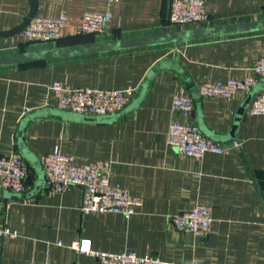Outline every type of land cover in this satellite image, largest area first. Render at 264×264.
Masks as SVG:
<instances>
[{"label":"crops","instance_id":"crops-1","mask_svg":"<svg viewBox=\"0 0 264 264\" xmlns=\"http://www.w3.org/2000/svg\"><path fill=\"white\" fill-rule=\"evenodd\" d=\"M36 4V15L66 13L60 38L34 44L20 32L0 38V53L85 40L77 29L87 11L112 14L107 32L95 39L164 30L169 13V0ZM205 7L209 20L202 24L264 16V0H205ZM29 9L30 0H0V30L19 23ZM175 50L197 86L244 78L253 74L254 61L264 53V31L0 67V156L18 151L17 128L27 112L57 107L48 93L53 80L103 89L133 87L136 92L155 64L174 59ZM183 88V78L167 65L155 73L135 110L122 118L92 123L44 115L29 121L23 139L39 159L58 148L77 163L104 160L111 183L140 196L142 204L128 217L113 211L85 213L83 189L77 185L60 192L45 187L29 199L0 195V224L17 232L0 235V264H101L68 246L77 239L88 240L94 250L150 253L177 264H264V115L246 110L235 144L214 140L225 146L221 153L181 154L168 144L167 129L171 120L196 124L194 108L189 116L173 108V97ZM245 96L244 91L230 98L204 96L205 125L227 132ZM28 168L32 188L36 173L29 163ZM196 204L211 208L206 235L178 230L169 219Z\"/></svg>","mask_w":264,"mask_h":264},{"label":"built area","instance_id":"built-area-1","mask_svg":"<svg viewBox=\"0 0 264 264\" xmlns=\"http://www.w3.org/2000/svg\"><path fill=\"white\" fill-rule=\"evenodd\" d=\"M115 1V0H110ZM112 14L87 11L82 16L77 29L79 35L103 36ZM64 11L54 16L34 15L22 29L21 34L34 44L56 42L67 23ZM209 20L205 0H169L167 27L184 28L202 24ZM253 74L244 78H228L224 81H202L198 90L202 96L230 98L237 91L248 92L260 78H264V53L252 67ZM133 87L103 89L92 86H72L53 80L48 86L49 97L57 107L87 114H106L120 109L134 94ZM173 108L184 116L192 114L193 99L186 88L173 97ZM250 114L264 115V90L258 92L247 107ZM167 142L179 153L201 157L207 152L221 153L225 146L201 133L193 123L171 120L167 129ZM236 141L232 142V145ZM46 172V189L60 192L71 185L83 189L81 210L88 212L113 211L128 217L141 206L140 196L131 194L126 188L110 181L111 169L104 160L75 162L72 155L58 148L41 156ZM0 186L16 192H25L30 186L28 163L14 150L0 156ZM173 226L182 231H190L197 236L206 235L212 223L211 208L206 204H196L192 208L170 216ZM17 232L0 224V235H15ZM68 246L76 252L90 254L101 264H177L157 255L133 251L94 250L86 239L71 241ZM190 264H204L194 260Z\"/></svg>","mask_w":264,"mask_h":264},{"label":"water","instance_id":"water-1","mask_svg":"<svg viewBox=\"0 0 264 264\" xmlns=\"http://www.w3.org/2000/svg\"><path fill=\"white\" fill-rule=\"evenodd\" d=\"M36 13V0H30V9L27 15L13 27L0 30V38H9L20 33L22 29L28 24L30 19L36 15ZM260 31H264V16L222 23L201 24L184 28L166 27L164 30L157 32L114 36L109 38L87 40L68 44L49 45L0 53V67L24 65L29 63L72 58L83 55L120 51L139 47L178 44L182 42ZM177 58L178 51L175 50L174 59L167 65L177 70V72L183 78L186 89L192 96L196 116L195 125L199 130L210 136L213 140L231 141L230 143L237 140V130L239 128L240 122L246 116V109L248 105L258 92L264 90V78H260L257 84L246 93L242 104L239 106L236 112L231 128L225 133L215 132L210 130L203 121L202 98L204 96L200 94L198 86L192 80L185 68H183L178 63ZM167 65H165V61L155 64L141 82L136 92L120 109L113 112L106 114H87L58 107H44L27 112L21 118L17 128V145L19 154L30 164L36 173L35 184L32 188L26 190L25 192H16L1 187L0 195L5 200L8 198L29 199L33 198L37 194L38 190H42L46 187V172L44 164L42 163L41 159H39L29 150L23 139L25 126L29 123V121L44 115H54L68 120L92 123L109 122L122 118L135 110V108L145 97L149 84L155 73L160 69L165 68Z\"/></svg>","mask_w":264,"mask_h":264},{"label":"trees","instance_id":"trees-1","mask_svg":"<svg viewBox=\"0 0 264 264\" xmlns=\"http://www.w3.org/2000/svg\"><path fill=\"white\" fill-rule=\"evenodd\" d=\"M79 35V34H78ZM80 39H85V40H82V41H87V40H94L95 38L92 36V35H80V36H78ZM75 42H77V41H75ZM75 42H72V43H75ZM79 42H81V41H79ZM42 62H44V61H42ZM36 63H39V62H36ZM29 64H34V63H29ZM24 65H28V64H24Z\"/></svg>","mask_w":264,"mask_h":264}]
</instances>
